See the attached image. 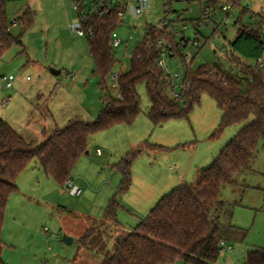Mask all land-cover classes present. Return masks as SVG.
I'll use <instances>...</instances> for the list:
<instances>
[{
  "label": "rangeland",
  "instance_id": "1",
  "mask_svg": "<svg viewBox=\"0 0 264 264\" xmlns=\"http://www.w3.org/2000/svg\"><path fill=\"white\" fill-rule=\"evenodd\" d=\"M95 1L103 5L121 2L125 14L116 33L122 40L132 37L127 45L114 49L118 63L106 80L112 96L118 94L113 76L129 69L146 27L164 24L168 11L178 40L188 42L181 52L191 56L192 70L218 61L226 65L229 43L238 31L235 22L241 18L250 23L252 14L264 17V0H243L236 8L229 3L211 7L214 18L203 24L201 10L209 6V0H149L148 14L143 16L130 10L139 6L137 0ZM223 6L228 12L222 11ZM28 8L35 13L34 23L24 29L18 17ZM6 17L12 36L22 44L0 53V118L27 142L36 143L45 140L44 132L63 129L76 118L96 121L104 96L88 41L73 30L79 21L74 1L11 0ZM14 20L17 23L12 25ZM167 65L182 75L179 83H183L186 65L172 58L167 59ZM52 70L61 74L54 75ZM9 76L15 80L5 89L3 79ZM138 93L142 111L135 122L96 133L88 144L89 154L79 158L71 183L81 188V196H73L67 185L47 176L36 161L19 176L18 192L10 198L1 233L4 264H100L105 253L113 252L118 237L130 233L180 182L193 183L197 171L208 168L244 126H230L220 137L212 138L222 111L207 94L188 118L155 126L147 116L150 102L144 84L138 86ZM138 149L141 154L130 169L131 186L120 193L122 175L117 165ZM114 198L120 205L118 225L106 222L93 231L84 246L81 238L104 221ZM219 200L225 204L220 213L225 249L214 264H243L248 251L264 248V143L251 170L237 175L235 184L223 186ZM65 235L73 239L71 245L63 242Z\"/></svg>",
  "mask_w": 264,
  "mask_h": 264
},
{
  "label": "trees",
  "instance_id": "2",
  "mask_svg": "<svg viewBox=\"0 0 264 264\" xmlns=\"http://www.w3.org/2000/svg\"><path fill=\"white\" fill-rule=\"evenodd\" d=\"M11 0H0V53L14 44H22L10 32L6 5ZM243 0H209L215 8L229 3L240 7ZM103 15L78 10L79 21L85 31L89 52L104 96L103 106L96 121L87 123L71 120L63 129L44 132L42 143L27 142L12 126L0 118V264L3 243L1 238L5 213L11 196L18 192L17 180L32 161L60 185L71 182L79 158L88 151L91 138L98 132L117 125H132L141 113L138 86L144 84L150 106L149 120L155 125L172 119L188 118L201 98L207 94L222 111L221 122L212 135L218 138L223 131L235 125H244L224 147L213 163L199 170L193 183L181 184L163 196L144 218L125 237H118L112 253H105L100 264H214L225 249L221 235L220 213L224 203L219 200L223 186L235 184V177L251 170L261 143H264V17L252 14L250 23L237 20L238 31L229 43L226 65L215 62L192 70L182 56L181 42L174 32L148 25L144 40L134 48L127 71L117 74V96H112L106 85L118 61L112 45L113 34L121 24L124 5L104 4ZM229 10V9H228ZM246 11H243V14ZM35 13L29 8L18 17L24 29L34 23ZM17 23L16 20L12 25ZM166 43L162 46L159 42ZM170 58H179L187 67L189 82L183 101L170 97L169 85L156 62L162 50ZM141 154L138 149L126 155L117 165L122 175L120 193L129 190L132 183L131 166ZM114 198L107 206L104 221L84 234L81 242L106 222L118 225ZM87 247V246H86ZM243 264H264V248L247 252Z\"/></svg>",
  "mask_w": 264,
  "mask_h": 264
},
{
  "label": "built area",
  "instance_id": "3",
  "mask_svg": "<svg viewBox=\"0 0 264 264\" xmlns=\"http://www.w3.org/2000/svg\"><path fill=\"white\" fill-rule=\"evenodd\" d=\"M75 3V9L78 11L79 8L81 6L85 7L86 12L88 13H95V14H99V15H103L105 13V9H104V5L98 3L97 1L93 0L90 4L88 3L87 0H73ZM169 2L175 1V0H168ZM178 1H185V0H178ZM139 6L137 7H133L131 8V12L136 16L138 15H145L148 14V10H149V0H138ZM112 4H114V2H112ZM228 7L223 6L222 7V11L224 12H228ZM125 14L124 13H120L121 17H123ZM214 12L211 9V7H205L202 8L201 10V24H203L205 21L207 20H212L214 18ZM165 23L164 24H159L158 28L160 29H166L167 33H171V27L174 25V19L173 17H170V12H167V15L165 17ZM179 22L183 21V16L180 15ZM186 27H184L183 29H185ZM73 30L79 35V36H85V31L83 29L82 23L81 21H78L77 24H74L73 26ZM181 36V35H180ZM132 37L129 38V40H131ZM181 42V47L185 48L188 46V42H186L183 38L180 39ZM162 46L165 45V41L163 39L160 40L159 42ZM122 44H124V41L122 39H120L117 35V33L115 32L113 34V41H112V45L114 47V49L119 48ZM195 46L198 45L197 42L194 43ZM170 58L169 54L167 52V50L163 49L162 52L160 53L159 58L157 59V66L162 70L163 72V79L164 81L169 85V93H170V97L173 100H180L183 101V97H184V91L185 89L188 87L189 82L186 80V78H184V82L183 83H179L182 80V75L179 73H173L172 71H170L168 65H167V59ZM174 60H179V58H173ZM183 59L185 60V63L187 65H189L191 63V56L190 55H186L183 56ZM14 77L13 76H9L8 78L4 77L3 81L5 83L4 88L5 89H9L12 87V82L14 81ZM113 80L115 82V87L117 88V75L113 76ZM67 188L70 190L71 194L73 196H81L82 195V190L81 188L77 187V186H73V184L71 182L67 183Z\"/></svg>",
  "mask_w": 264,
  "mask_h": 264
},
{
  "label": "water",
  "instance_id": "4",
  "mask_svg": "<svg viewBox=\"0 0 264 264\" xmlns=\"http://www.w3.org/2000/svg\"><path fill=\"white\" fill-rule=\"evenodd\" d=\"M235 23H237V22H235ZM263 40H264V36H263ZM52 73H53L54 75H60V74H61V71H55V70H52ZM85 154L88 155V154H89V151H86ZM63 242L66 243L67 245H71V244L73 243V239L65 235V236L63 237Z\"/></svg>",
  "mask_w": 264,
  "mask_h": 264
},
{
  "label": "crops",
  "instance_id": "5",
  "mask_svg": "<svg viewBox=\"0 0 264 264\" xmlns=\"http://www.w3.org/2000/svg\"><path fill=\"white\" fill-rule=\"evenodd\" d=\"M137 2H138V0H137ZM123 41H124L125 45H127L128 42H129V39H128V40H123ZM122 45H123V44H122ZM122 45H121V46H122ZM14 80H15V79H14ZM240 130H241V129H240ZM239 132H240V131H239ZM239 132H238V133H239ZM236 135H237V134H236ZM236 135H235V136H236ZM233 137H234V136H233ZM233 137H232V138H233ZM232 138H231V139H232ZM231 139H230V140H231ZM230 140H229V141H230ZM229 141L227 142V144L229 143ZM227 144H226V145H227ZM226 145H225V146H226ZM225 146H224V147H225ZM224 147H223V149H224ZM223 149H222V150H223ZM222 150H221V151H222ZM221 151H220V152H221ZM219 154H220V153H219ZM204 167H205V166H204ZM202 169H205V168H201V170H202ZM198 171H199V170H198ZM198 171H197V173H198ZM185 183H186L185 181L180 182L179 186H180L181 184H185ZM13 195H14V194H13ZM13 195H12V196H13ZM12 196H11V197H12ZM164 196H165V195H164ZM154 207H155V206H154ZM154 207H153V208H154ZM153 208H152V209H153ZM152 209H151V210H152ZM150 212H151V211H150ZM102 259H103V258H102ZM102 259H101V261H102ZM100 263H101V262H100Z\"/></svg>",
  "mask_w": 264,
  "mask_h": 264
}]
</instances>
